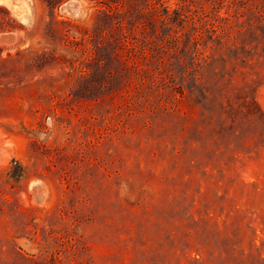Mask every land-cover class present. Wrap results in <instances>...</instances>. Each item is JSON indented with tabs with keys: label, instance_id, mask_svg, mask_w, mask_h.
<instances>
[{
	"label": "rangeland",
	"instance_id": "rangeland-1",
	"mask_svg": "<svg viewBox=\"0 0 264 264\" xmlns=\"http://www.w3.org/2000/svg\"><path fill=\"white\" fill-rule=\"evenodd\" d=\"M69 1L0 0L25 67L0 86V264H264V27L133 129L90 67L110 0Z\"/></svg>",
	"mask_w": 264,
	"mask_h": 264
},
{
	"label": "trees",
	"instance_id": "trees-1",
	"mask_svg": "<svg viewBox=\"0 0 264 264\" xmlns=\"http://www.w3.org/2000/svg\"><path fill=\"white\" fill-rule=\"evenodd\" d=\"M99 21L106 32L89 35L90 67L94 73L106 69L104 99L140 113L125 120L136 129L159 113L175 114L197 89L205 94V82L198 83L204 65L221 60L227 66L233 61L230 52H249V31L264 27V0H110ZM20 61L12 58L8 64L0 57V86L25 69L18 67ZM216 74H223L222 80L226 75ZM210 94L207 90L205 95ZM158 97L165 98L161 111ZM147 109L149 117L144 116Z\"/></svg>",
	"mask_w": 264,
	"mask_h": 264
},
{
	"label": "water",
	"instance_id": "water-1",
	"mask_svg": "<svg viewBox=\"0 0 264 264\" xmlns=\"http://www.w3.org/2000/svg\"><path fill=\"white\" fill-rule=\"evenodd\" d=\"M74 5V7H73ZM63 9L67 12H71L73 14H79L81 11V4L79 1L74 0V1H69L68 3H66L63 7Z\"/></svg>",
	"mask_w": 264,
	"mask_h": 264
},
{
	"label": "bare ground",
	"instance_id": "bare-ground-1",
	"mask_svg": "<svg viewBox=\"0 0 264 264\" xmlns=\"http://www.w3.org/2000/svg\"><path fill=\"white\" fill-rule=\"evenodd\" d=\"M71 1H74V0H71ZM16 39H17L16 33H4L1 35V40L7 43L14 42Z\"/></svg>",
	"mask_w": 264,
	"mask_h": 264
}]
</instances>
